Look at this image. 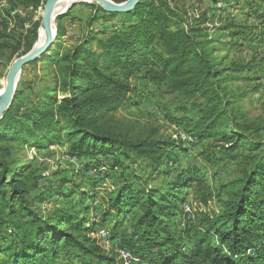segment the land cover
Listing matches in <instances>:
<instances>
[{
	"label": "trees",
	"instance_id": "trees-1",
	"mask_svg": "<svg viewBox=\"0 0 264 264\" xmlns=\"http://www.w3.org/2000/svg\"><path fill=\"white\" fill-rule=\"evenodd\" d=\"M22 1L27 7L34 8L42 3V0ZM112 1L119 4L127 0ZM99 9L103 12L102 19L122 16L130 22L138 20L125 31L117 29L99 43L100 51L111 60L104 67L112 72L92 75L82 67V56L88 45L97 41L99 35L105 34L96 33L95 27L89 30L82 45L75 46L59 60L72 63V71L64 69L61 87L55 82L57 90L69 95L62 99L55 110L44 113L33 108L27 113L18 114V108L12 102L0 120V141L18 142L23 148L44 149L47 145L60 146L65 135L69 155L92 156L93 160L86 165V169H99L109 157L114 158L110 169H122L118 176L120 184L108 199L105 210L94 219L89 216L86 204L96 199L92 183L89 189L82 187L78 193L79 201L74 196L73 191L76 190H72L66 195L64 206L50 210L43 199V192L32 196L33 192L24 179L18 180L17 175L25 177L24 167L15 166V162L10 168L0 161V256H3L0 264H60L59 259L63 257L69 261L75 257L83 264H123L108 257L97 240L91 237L97 227L108 223L115 228L112 239L119 237L118 229L122 227V243L128 249L139 242L150 247L151 250L140 256L136 264H264V156L252 158L250 169L243 172L242 177L228 183V200L223 202L221 211H200L189 220L187 226L171 231L170 219L183 212L181 206L189 191H193L196 202L206 208L215 198L197 165L186 164L173 171L165 170L170 162V151L182 149L181 142L147 139L132 143L119 136L99 133L89 127L93 120L89 118L88 110L80 109L74 102L77 97L73 91L77 87L74 81L78 77L89 82L82 92L105 94L98 98L100 102L95 103L94 107L107 111L120 105L129 108L133 104L138 95L137 87L130 85L133 78L176 92L194 84L203 87L212 85L214 95L211 96L205 88L207 104L206 108L198 107L200 117L197 121H184L186 118L172 116L171 119L182 126L196 144L218 140L228 145L230 150L247 147L249 152L255 153L264 148V144L242 134L233 111L229 112L245 98L247 92L224 95V85L232 84L242 76H224L213 56L216 49L213 41L196 35V30L191 27L188 30L170 31L159 26V33L154 35L155 20L161 19V12L155 14L150 0H140L133 10L126 13H109L101 7ZM153 11L156 18H151ZM146 13L150 15L149 18H144ZM99 16L95 14L90 17L88 28L96 25ZM62 17L56 22L54 46L40 59L53 61L57 49L68 42L62 38L64 29L58 25ZM166 19L169 17L166 16ZM37 32L38 27L33 26L27 34L20 36L19 45L23 44L26 49L23 54L33 48ZM154 40L164 43V51L151 43ZM235 70L240 72L242 69L237 67ZM130 92L135 97L129 96ZM176 109L184 113L189 111L180 105ZM31 112L39 115L38 118L26 121ZM65 125L68 126L66 134H62V126ZM201 155L206 161L217 162L206 153ZM140 159H146L148 169L144 182L136 170L130 168L136 166ZM127 171H131V175H125ZM161 178L168 179L161 187L148 186L149 181H159ZM138 179L141 181L139 185L136 184ZM37 204L43 205V208L36 210ZM78 205L80 207L76 210ZM130 212H134V215L124 225L123 220ZM22 215L23 218L20 217Z\"/></svg>",
	"mask_w": 264,
	"mask_h": 264
},
{
	"label": "rangeland",
	"instance_id": "rangeland-1",
	"mask_svg": "<svg viewBox=\"0 0 264 264\" xmlns=\"http://www.w3.org/2000/svg\"><path fill=\"white\" fill-rule=\"evenodd\" d=\"M150 1L154 5L155 14H158V11L161 12V19L155 20L154 35L159 33V26L166 27L170 31L188 30L191 27L196 30V35L213 41V46L216 48L213 56L224 76L228 74L242 76L232 84L224 85L225 96L231 92L236 94L247 92L245 98H242L233 109H229V112L233 111L242 134L250 140L264 144V0ZM46 2L47 0H42V3L34 8L27 7L22 0H0V91L3 83L6 84L12 64L27 54H23L26 50L23 44L19 45L20 36L27 34L33 26H37V38L32 49L38 43L43 7ZM99 8L97 3L77 0L68 12L62 15L58 25L64 29L62 38L68 42L57 49L56 58L54 59L53 56V61L40 59L37 63L23 68L13 98L18 114L27 113L33 108L39 113L53 111L62 99L69 95L57 90L55 82L59 83V86L63 84L64 69L71 70L72 63L59 62V60L62 56L69 54L75 46L82 45L89 30L95 27L96 33L105 32V34L99 35L97 41L88 45L87 51L82 56V67L92 75H97V72H112L104 67L110 64L111 60L108 55L100 51L99 43L108 39L117 29L125 31V28L138 20L130 22L122 16H108L102 19L103 12ZM154 11L151 18H156ZM95 14H100V19L94 27L88 28V21ZM166 16L169 19H166ZM149 17L148 13L144 15V18ZM151 43L158 45L159 49L164 51L162 50L163 42L154 40ZM149 58L153 60L152 57ZM237 67L242 70L240 72L235 70ZM87 83H89L87 79L78 77L74 81L77 87L73 91L75 97L77 96L74 102L80 109L88 110L89 118L93 120L89 125L90 129L106 135L119 136L132 143H140L147 139L152 141L170 139L181 142L182 149L170 151V162L165 170L173 171L179 166L195 164L203 173L208 186H211L215 198L208 208L196 202L193 191L188 192L185 203L181 206L183 212H178L170 219L171 231L187 226L189 220H192L200 211L215 213L221 211L223 202L228 200L226 188L228 183L242 177L243 172L250 169L252 158L264 156V148L252 153L247 147L230 150L228 145L218 140H206L196 144L191 135L171 119L172 116L186 118L183 119L184 121H197L200 117L199 108H206L207 104L205 88L211 96L214 95L212 85L203 87L200 84H194L176 92L165 86L158 87L143 79L133 78L130 85L137 87L138 93L133 104L129 108L120 105L116 109L107 111L94 107L95 103L100 102L98 98L105 94L82 92L89 86ZM129 96L135 97L133 92H130ZM179 105L187 107L189 111L187 113L176 111ZM38 116L31 112L25 120L30 121ZM67 125L62 126V134H66ZM64 136H62L63 139ZM63 139L60 146L47 145L44 149L30 146L23 148L18 142L0 141V161L7 163L10 168L15 162H17L15 166L24 167L25 177H22V174L17 175L18 180L24 179V183L33 192L32 196L43 192V199L50 210L64 206L65 197L72 190H76L73 191L74 196L79 201L78 193L82 187L89 189L88 186L92 183L96 199L86 204L89 207V216L96 219L105 210L108 199L115 192L116 186L120 184L121 180L118 176L122 169L111 170V162L115 159L110 157L99 166V169H86L92 156L72 157L68 153L69 144ZM202 153L217 159V162L204 160ZM119 156L125 164H128L123 156ZM130 168L135 169L144 182L147 178L145 172L148 170L146 159H140L136 166L132 165ZM125 175H131V171H127ZM166 180L168 179L161 178L159 181H149L148 186L161 187ZM136 184H141V181L138 179ZM10 191L9 188L8 192ZM37 205L36 210L43 208V205ZM79 207L78 205L76 210ZM133 215L134 212L127 214L123 220L124 225L130 222ZM20 217L23 218V215ZM121 230L122 227L117 233L120 238L112 239L115 228L108 223L97 227L91 237L96 239L107 256L114 258L116 262L136 264L140 256H144L151 249L146 243L141 244V242L132 249H128L122 243ZM152 253H154L153 250ZM59 263L83 264L75 257H72L70 261L63 257L59 259ZM93 264L109 263L93 262Z\"/></svg>",
	"mask_w": 264,
	"mask_h": 264
},
{
	"label": "water",
	"instance_id": "water-1",
	"mask_svg": "<svg viewBox=\"0 0 264 264\" xmlns=\"http://www.w3.org/2000/svg\"><path fill=\"white\" fill-rule=\"evenodd\" d=\"M62 0H47L43 7L42 27L45 31V41L42 45L29 51L26 55L17 59L11 66L6 78V84L3 93L0 95V120H2L4 114L10 108L14 93L21 75L23 68L30 63L39 60L44 53L55 43L56 35L52 31L53 23V11L58 3ZM79 2L97 3L104 11L109 13H126L133 10L140 0H128L125 3L118 4L111 0H78ZM73 6L71 4L70 8Z\"/></svg>",
	"mask_w": 264,
	"mask_h": 264
},
{
	"label": "bare ground",
	"instance_id": "bare-ground-1",
	"mask_svg": "<svg viewBox=\"0 0 264 264\" xmlns=\"http://www.w3.org/2000/svg\"><path fill=\"white\" fill-rule=\"evenodd\" d=\"M76 1L77 0H62L56 6L55 10L53 11V15H52V17H53L52 31H53L54 35L57 36L56 21L58 20V18L60 16L66 14L68 12V9H70L71 4H75ZM86 2H89V1H86ZM45 37H46V35H45L44 27H42L39 31V40H38V43L36 45L37 47H39L40 45H42L44 43ZM53 46H51L48 50H50ZM4 88H5V82L3 83V87L0 91V95L3 93Z\"/></svg>",
	"mask_w": 264,
	"mask_h": 264
}]
</instances>
